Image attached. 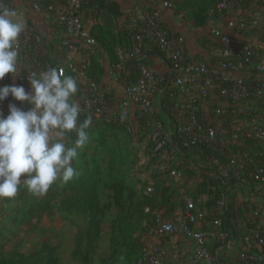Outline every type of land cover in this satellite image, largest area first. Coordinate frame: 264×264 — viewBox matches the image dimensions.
<instances>
[{
  "label": "built area",
  "instance_id": "2783aa9c",
  "mask_svg": "<svg viewBox=\"0 0 264 264\" xmlns=\"http://www.w3.org/2000/svg\"><path fill=\"white\" fill-rule=\"evenodd\" d=\"M177 1L180 0H162L161 8L147 15L123 14V21L127 17L130 26L133 27L136 20L139 25L132 36V46L116 49L121 59L132 63L137 56L151 49L139 44L144 35L153 37V45L163 52L164 58L159 57L156 62L148 64L134 62L131 65L136 74L133 78L129 77L130 69L124 70L122 75L120 66L112 63L107 68L109 80L104 84L87 76L89 58L98 45L83 21L82 12L88 0H65L63 5L54 3L44 7L36 1L30 2L35 12H52L48 14L53 25L62 33L57 40L60 57L53 63L40 61V69L22 74L18 85H22L26 92L31 91L28 76L57 68L76 79L78 98L75 103L81 110L86 109L94 115L107 114L113 121H121L123 114L131 108L135 116L150 117L151 130L147 138L154 143V151L162 150L173 155L174 164L180 157L185 158L197 172L205 167L224 189L222 197L207 210H201L190 195L181 196L182 206L177 219L181 222V234L191 245L190 262L180 261L181 264H220V255L224 258L225 252L235 247V259L262 261L264 53L257 49L264 43L260 46L259 42L239 39L237 33H249L255 27L264 29V17L259 12L239 20L229 16L231 33L212 27L210 35L218 42L219 48L210 59H206L188 54L183 35L168 39L166 31L160 27L161 10L173 9ZM3 2L14 9L12 0ZM231 6L232 3L225 0L217 1L215 5L217 10H229ZM18 43V62H22L28 59L31 50L41 49L44 41L40 33L26 26ZM8 75L0 81V87ZM162 97L172 104L168 109L171 124L166 126L157 115L162 107ZM10 103L24 111L31 107L9 96L0 102V113L6 116ZM246 175L250 180L245 178ZM174 176L181 180L184 175L177 171ZM229 177L234 179L233 183H229ZM253 183L254 186H250ZM241 184L253 194H242ZM240 208L247 211L242 217L238 213ZM200 215L206 220L196 225ZM244 227H247L246 235L240 230ZM169 233L162 227L155 231L160 235ZM216 243L223 244L221 251H214ZM174 247L179 257L186 254ZM161 256H166L168 261L169 258L175 259L176 254H173V247L171 254L160 248L157 259L151 260L150 264H158Z\"/></svg>",
  "mask_w": 264,
  "mask_h": 264
},
{
  "label": "trees",
  "instance_id": "16d2710c",
  "mask_svg": "<svg viewBox=\"0 0 264 264\" xmlns=\"http://www.w3.org/2000/svg\"><path fill=\"white\" fill-rule=\"evenodd\" d=\"M30 2L36 1L39 4H41L43 7L50 5V4H58V5H63L65 3V0H29ZM162 0H157L154 3H151L150 5L143 7L142 9H136L134 8L131 12V16L136 15L137 13H145L150 14L152 13L153 10L161 8L160 3ZM185 0H180L175 3V6L173 9H176L177 5ZM219 0H209L207 3L204 5L200 6L199 8L196 9L193 13V17L196 19V22L198 25H202L205 23L206 19H215L218 15H222L224 17H229L233 16L232 12L236 8H248L249 13H245L242 15H237L236 18L237 20L243 18V17H249L252 13L259 12L263 14L264 17V1L263 0H225L227 2H231L232 6L230 7L229 10H223L219 9L217 10L215 5ZM13 3V2H12ZM31 8V7H30ZM84 8H89L90 13L94 15L95 17L102 16L104 14L108 15H113L114 12H117L116 10L118 9V5L112 1V0H88L87 4L84 6ZM32 10V9H31ZM210 11V13H214L212 15H208L207 11ZM107 13H103V12ZM35 12V11H34ZM45 13H52L48 11H43ZM38 13V12H36ZM41 13V11L39 12ZM118 14H124V13H118ZM179 14V17H183L182 13H177ZM127 19V17H126ZM124 20L121 23V28L117 30L116 33H114L113 36V44H108L105 42V45H107V51L108 54L111 58V63L110 64H117L120 66L121 74H124V70L130 69L129 71V77H134L136 75L134 72V68H131V65L135 63H154L156 62L159 57L164 58L163 52L155 47L153 45V37L152 36H145L142 38V40L139 42V44H142V46H146L151 48L145 54H142L140 56H137L135 60L133 59L132 63H128L124 60L121 59V57L117 54V48H123L126 49L133 44V34L134 31L137 30V25H139V20L135 22V24L130 26L128 23L129 20ZM159 25L162 29L166 31V35L168 39H172L173 36L175 37L176 35H179L178 31H172L164 22V19L159 21ZM264 25V23H263ZM93 37L98 38V36L95 34V32L91 31L90 33ZM239 39H247L251 42H259L260 46H262V43H264V29H257L252 28L249 33H237ZM247 34H251L250 36H245ZM210 35V33H209ZM210 42L215 45L216 49L218 50L219 45L218 42L214 41L213 38L210 37L208 38ZM43 50L44 44L42 45ZM186 50L187 45H186ZM259 52L264 53V46L259 47L257 49ZM35 50L30 51V55H32ZM96 53L94 52L91 54L89 58V66H88V71L90 67H94L96 69V72L94 75H90L91 77L89 78L90 80H94L99 84H102L100 81L101 76L104 74L105 69L102 68V66L94 61V55ZM188 54H190L188 52ZM29 55V56H30ZM191 55V54H190ZM196 56V55H194ZM200 57V55H197ZM136 68V67H135ZM88 76V75H87ZM106 99V98H105ZM107 100V99H106ZM172 104L167 101L165 97H162V107L158 112V118L160 119L161 123L163 126L170 125L171 124V118L169 117V107ZM111 106V105H110ZM86 115H94L93 113H90L88 110H81L80 114V119L84 118L83 116ZM100 119H104L105 123L101 125L102 130H101V135L99 136L101 139L104 138V134H107L112 131L113 127H117L119 125L120 121H113L107 114H100L97 115ZM150 117L147 115L143 116H135V118L132 120L131 124L133 128L135 129L136 133H139L138 141L140 144L148 147L149 149V154H147V165L149 163H152L154 165V168L152 169L151 173L147 176L149 183L154 189L157 191V199L155 201V198L150 197H143L142 201L141 200H134L133 197L136 194L135 190L132 189V187L129 185V181H125L124 178L121 179H114L112 180L113 183L110 184V187L112 188L114 194H112L114 197L113 204L115 207L118 208L120 215L118 216L117 220V228L116 230H121V231H126L128 230V233H132L134 231L133 228L137 227V229L140 230V232L143 233H148L152 231L154 235V243L150 241V233L146 237L145 240H139V238L136 236L127 235L124 240H121L117 243L114 244V249L112 254H121L123 256L124 264H150L151 260H156L157 255H158V250L161 248H165V245L167 241L169 240V234H155V231L161 227V221L163 218L166 217H173V209L176 207H181L182 206V198L181 196L183 194H188L193 199L196 201L197 206L201 210H207L211 208L213 205L216 204V202L222 197L224 189H221L218 180H216L213 176L209 175L207 172V169L204 167L202 169H198L200 172L196 171V167L194 165L190 164L188 160L185 158L180 157V159L174 164L173 162V155L170 154H165L164 151L158 150L154 151V143L148 140V133L151 130L150 128V123H149ZM98 137V138H99ZM74 142V140H73ZM186 152L188 150L185 149ZM206 152V151H205ZM204 152V153H205ZM202 155V153L200 152ZM81 155H85V153H82ZM189 156V155H188ZM197 162L196 160H194ZM87 162L85 165V168L79 171V176L74 178L71 182L68 184L64 185L61 187V190L63 192H68V194L71 192L73 194L72 197H70L68 200H66L64 203H67L68 210L71 209V207L77 208L78 206H84L85 209L90 211L94 210H100L99 209V201L96 196L97 194V185H98V179H97V171L94 169L95 167H89ZM181 171L183 175H192L194 178L197 180L195 183V186L189 189H185L183 182L181 181V186L182 189L179 192L178 188L173 187V175L175 172ZM245 178L247 180L249 179V176L246 175ZM183 180V179H182ZM229 183H233L234 179L232 177H229ZM131 181V180H130ZM180 186V188H181ZM234 186V185H233ZM242 194L249 196L252 192L250 189H245V185L241 184L239 185ZM250 186H254V183L251 184ZM127 192V197L124 195V193ZM253 194V193H252ZM253 196V195H252ZM64 203L62 206H64ZM30 209L28 208L27 211L32 213L34 216L37 214H42L45 211H48L51 207V203H46L43 202L40 198L34 197L32 199V203L30 204ZM105 206H109V203H106ZM147 207V211H144V208ZM101 208V207H100ZM139 209V217L135 221L131 220V216L133 212L132 209ZM26 211V212H27ZM101 211V210H100ZM247 212L245 209L240 208L238 210L239 215L242 217L243 213ZM30 213V214H31ZM95 220V219H94ZM99 222V220H97ZM96 221V222H97ZM95 221L90 220L88 222L89 229L86 231V235L89 236V239L87 242L89 243L88 245L90 246L94 239L96 238L98 234V230L93 228V225H95ZM116 228V227H115ZM243 233V235H246L247 232V227L241 228L240 229ZM88 232V233H87ZM116 233V232H114ZM151 233V235H152ZM235 234V232H234ZM117 236V234L114 235V239ZM127 246L124 249V252H122V246ZM223 244L216 243L214 244V251L219 250L221 251V247ZM51 251V249H50ZM122 260V261H123ZM160 261L158 264H167L168 261L166 260V256H161L158 258ZM43 260L39 259L34 261V264H55L56 259L53 258L52 256H49L47 259V262H42ZM107 259L102 260V264H107ZM4 263H7L6 260H4ZM220 264H227L225 261V258L221 257L219 259ZM88 264V263H85ZM230 264H264V260L262 261H254L251 258H241V259H235L234 262Z\"/></svg>",
  "mask_w": 264,
  "mask_h": 264
},
{
  "label": "rangeland",
  "instance_id": "374dc122",
  "mask_svg": "<svg viewBox=\"0 0 264 264\" xmlns=\"http://www.w3.org/2000/svg\"><path fill=\"white\" fill-rule=\"evenodd\" d=\"M88 116L92 118L89 143L79 150V156L73 164L78 170L84 169L87 162L89 167H95L98 173L96 196L101 211L89 212L84 206L68 210L70 205L64 202L73 194L63 192L61 187L64 185L57 182L44 196L39 197L43 202L51 203L52 207L33 216L27 209H30L34 196L21 186L15 198L0 199V264H34L39 259L45 263L49 256L56 259L55 264H102L101 261L107 258V264H124L121 254H112L114 244L130 234L142 241L150 233L140 232L137 227L130 234L129 229L116 230L120 212L112 202L114 192L110 187L112 180L124 178L136 192L134 200L142 201L145 196L153 197L156 201L157 191L147 178L154 168L152 163L147 165L148 147L139 143V133H136L126 115L102 139L99 136L104 119L97 115H86L79 120L82 122ZM69 135L72 141L76 139L75 132ZM82 153L85 155H81ZM106 203H109L108 207L105 206ZM132 210L131 220L136 222L140 212L139 209ZM144 211H147V207ZM90 220L95 221L93 228L96 227L98 234L89 246L86 231L91 226H88ZM161 227L164 228L163 225ZM151 233L150 241L154 243V235ZM115 234L117 236L114 239ZM125 247L127 246H122V252Z\"/></svg>",
  "mask_w": 264,
  "mask_h": 264
},
{
  "label": "clouds",
  "instance_id": "9594fccd",
  "mask_svg": "<svg viewBox=\"0 0 264 264\" xmlns=\"http://www.w3.org/2000/svg\"><path fill=\"white\" fill-rule=\"evenodd\" d=\"M25 29L23 16L0 0V81L10 73L15 79ZM28 80L31 91L16 84L0 87V102L11 96L31 105L24 111L10 103L8 114L0 113V199L15 198L21 186L39 198L54 183L68 184L80 174L73 162L90 139L92 118L81 122V108L72 99L76 79L51 68L32 73Z\"/></svg>",
  "mask_w": 264,
  "mask_h": 264
},
{
  "label": "crops",
  "instance_id": "0c3cea01",
  "mask_svg": "<svg viewBox=\"0 0 264 264\" xmlns=\"http://www.w3.org/2000/svg\"><path fill=\"white\" fill-rule=\"evenodd\" d=\"M108 1V0H107ZM118 5L117 12H114L113 15L104 14L99 17H95L90 13L89 8L83 9V21L86 27L91 31L95 32L98 36L96 38L98 45L95 51L94 61L102 66L105 69L104 74L101 76L102 84L106 83L108 79V66L111 63V58L107 51V45L113 44V36L114 33L117 32L119 27H121V23L123 21V14L118 13H131L134 11L133 9H142L150 5L151 3L156 2L157 0H112ZM209 0H185L179 3L176 9H165L161 10L163 13V19L165 24L172 30L178 31L179 34L183 35L185 38V42L187 45L188 52L191 55H200L203 58L210 59V57L217 52L215 45H213L210 40V29L212 27H219L225 32L231 33V29L229 28L227 18L222 15H218L215 19L210 17L211 19H206L205 23L202 25H198L196 19L193 17L194 11L197 8L207 3ZM215 1V0H214ZM14 9L20 13L27 27L34 28L43 38L45 44V50L43 47L40 49H36L32 55L28 57L26 61L18 62L17 71L15 73V79H13V74L8 75V79L1 84V86L9 85V84H19L18 78L23 74H27L29 72H37L40 69V61L53 63L57 61L60 57L59 49L57 47V40L62 35V33L57 30V28L53 25L52 17L48 13L41 12L36 13L30 8L29 0H12ZM103 13H107L106 11ZM182 13L183 17H179V14ZM205 13H210L209 10ZM245 13H249V9L242 7L236 8L233 10L232 15L236 17L237 15H242ZM114 45V44H113ZM42 65V64H41ZM96 69L94 67H90L89 72H87L88 77L90 75H94ZM78 98V90L77 93L72 98L74 102L77 101ZM135 113H133V109H129L123 114V117L126 115L128 121L130 123L135 118ZM125 118V117H124ZM183 179V180H182ZM181 180L177 179L173 175V187L178 188L180 192L182 187L181 181L184 184L185 189L192 188L195 186L196 179L192 175H184ZM181 186V188H180ZM193 189V188H192ZM180 207H176L173 209V217L163 218L161 221V226H164V229L167 232H170L169 240L167 241L165 248L168 253L176 254L175 259H168L167 264H181V262L189 263L191 257V245L186 241L180 231L181 222L177 219V215L179 213ZM205 217L200 215L197 218L196 225L204 223ZM261 222H264V217L260 219ZM178 247L179 251L184 250L186 252L185 255L180 256L177 253L175 247ZM225 252V251H224ZM237 252L236 247L231 248L225 252V260L227 264L234 262L235 253ZM171 257V256H170ZM180 259V260H179ZM181 261V262H180Z\"/></svg>",
  "mask_w": 264,
  "mask_h": 264
},
{
  "label": "water",
  "instance_id": "95a60500",
  "mask_svg": "<svg viewBox=\"0 0 264 264\" xmlns=\"http://www.w3.org/2000/svg\"><path fill=\"white\" fill-rule=\"evenodd\" d=\"M122 57V56H121Z\"/></svg>",
  "mask_w": 264,
  "mask_h": 264
}]
</instances>
